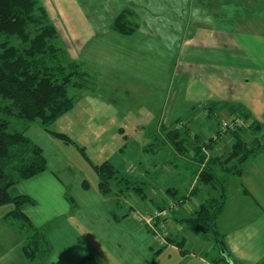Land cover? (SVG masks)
<instances>
[{
    "label": "crops",
    "instance_id": "0c3cea01",
    "mask_svg": "<svg viewBox=\"0 0 264 264\" xmlns=\"http://www.w3.org/2000/svg\"><path fill=\"white\" fill-rule=\"evenodd\" d=\"M256 1L236 0L238 5L224 6V4H220L221 0H212L210 5L206 1L204 3L203 0H199V3L194 6H178L175 9L173 6H169V12H177L182 8V15L183 13L184 15L177 18L176 14H172L167 22L152 23V32L156 28L163 29L160 32L162 37L158 36L159 42L160 38L164 39V43H162L164 48L160 47V53L151 44L147 46L149 39L144 43L140 37L134 39L133 34L137 29L142 28V25H137L135 31L132 32H114L110 35L114 39L113 41L120 43L122 50L120 59L125 61L123 65L114 64L116 66L114 70L123 72V77H127L123 80L137 84L135 86V91L138 93L136 98L150 101L148 105L146 103L143 105L141 112L152 113L153 110L160 109L161 106L170 108V113L163 114L161 112L158 114L155 120L158 125L156 134L163 141L162 147L168 149L169 153H174L175 150L177 153L179 150V154L177 153L178 156L176 154L175 158H184L187 161L188 154L190 155L195 149L200 151L199 156L206 157L207 154H211L213 157L221 159L220 157L229 155L236 136L230 131L221 133L219 130L223 121L238 115L233 112V109L237 107L248 113V122L256 123L253 134L262 142L261 130L264 124V101L261 99V92H264V3L262 4L258 0L257 4ZM48 2L50 1L46 0V3ZM142 2L144 0L139 2L140 4L129 3L124 6V9L132 11L137 7L153 12L154 6L150 5H154V3L147 1L142 4ZM243 2L246 3L241 7L240 3ZM144 5L148 6L144 7ZM145 30L147 34H152L150 26ZM242 36H246V39ZM175 38L178 40L175 41ZM134 40L145 46L136 49L132 45L135 43ZM174 41L177 46L173 44ZM240 44H246L243 51H240ZM233 54L239 59L248 60L247 73H238L232 70L234 74L232 77L226 76L224 70H220V67L223 69L224 60L228 55L233 59ZM134 56L144 62L150 61V64L145 70L133 71L130 69L132 66L128 61H134ZM181 60L187 62V68L185 63L180 66ZM108 66L111 67L109 64ZM129 77H132L133 81H130ZM225 78L228 81L225 87L228 93L239 91L237 85L241 84L245 87L244 90L247 87L249 94L243 95L242 99L231 104L221 103L219 95L225 91ZM231 78H235L236 83L230 81ZM110 88L117 97H105L103 100L108 105L116 107L121 104L120 94L131 96L129 89L126 90L121 82L112 84ZM162 92L166 93L165 99L162 95L157 101L156 94H162ZM167 94L170 96L168 97ZM192 97L196 99L193 101ZM94 98L95 100H92L95 102L92 104L93 108L96 104L102 109V113H105L106 110L110 113L111 109L108 105L102 103V100L97 97ZM154 100H156V105ZM199 100L202 101L198 102ZM261 103L263 105H260ZM68 112L70 111L65 112L58 119ZM95 116L100 121L102 120L101 123L106 122V115L95 114ZM140 121L143 123L142 120ZM181 127L187 132L184 131L183 134L178 131L176 134L169 132ZM138 129H141V126H138ZM165 129L169 131L164 133ZM152 133L154 131L142 133L141 130L140 136H137V138L145 139L146 146H149L147 150L156 147V143L149 142L155 139V134L152 135ZM165 134L178 136L179 141L176 142L180 143L166 142ZM128 135L132 136L126 129L121 128L118 137L113 136L116 143L119 142L116 149L119 145L120 147L124 146L122 141H126ZM144 135H146L145 138ZM239 135L244 139L246 134L240 132ZM118 151L121 150L118 149ZM128 166H125L124 172ZM166 167L164 173L160 171L163 169L161 164L155 167L151 179L146 175L148 169L145 167L136 169V177L141 178L139 181L152 182L149 186L151 192L148 195L141 193L132 197L133 195L129 196V193L123 194L125 206H122L116 205V198L117 194L124 192L117 193L111 190L103 195L98 190L99 197H96L95 204L103 206L106 204L108 207H104L102 212L94 211L83 214L78 211L77 204L67 197L66 184L48 165L42 172L19 181L14 187L15 190L32 200L34 199L33 204L23 207V212L35 226L48 229L47 237L52 250L47 254L44 264H96L94 260L99 257V264H231L230 260L236 264H261L264 259V247H262L264 226L262 223L257 225H252V223L236 224V217L245 214L244 209L239 206L229 207L228 204L226 205L225 196L222 211L216 215L213 228L210 230L213 233V238L193 231L185 225L184 221L202 202L211 196H216L217 188H213L210 184L199 183L197 172L191 171L187 175L184 173L186 179H183L187 184L184 186V188L186 187L185 193L177 196L175 177L170 175L171 168L168 165ZM213 167V170L221 171L218 165L214 164ZM172 169L176 172L178 170L186 171L185 167L179 169L176 164L172 165ZM263 169L264 150L247 160L241 173L227 177L225 183L229 184L237 177H247V181L252 183L249 178H257L258 170H260V177ZM112 188L114 189V187ZM157 189H159L158 194L155 192ZM245 193L243 190L242 194L245 195ZM198 195H201L202 198L196 199ZM248 197L253 203L255 202L253 196ZM176 199L181 204L175 205L177 207L172 214L173 223L168 220L169 216H167L168 223L165 224L164 231L170 243L165 245L166 249L164 246L159 247L157 243L155 244L145 226L143 227V224L134 218L129 208L133 206L139 210H153L162 208L165 204L173 200L176 201ZM0 208H3L0 211V224L3 225L0 231L8 232L4 228H9V226L12 230L14 228L21 238L20 250L22 253L24 236L16 225L5 219L6 213L12 206L7 204ZM114 208H119L120 211H114ZM226 214L227 216L230 214L229 220L220 221ZM261 219H264V212L261 214ZM178 225L183 226L177 229ZM189 234H194L196 239L193 238L195 243L187 247L186 242ZM190 239L192 240L191 237ZM129 244L135 254L129 253ZM251 251H254L255 255L251 254ZM185 253H187L186 258ZM219 255L222 259L219 258ZM249 257L252 259L251 263L241 261V259ZM262 264H264L263 261Z\"/></svg>",
    "mask_w": 264,
    "mask_h": 264
},
{
    "label": "rangeland",
    "instance_id": "374dc122",
    "mask_svg": "<svg viewBox=\"0 0 264 264\" xmlns=\"http://www.w3.org/2000/svg\"><path fill=\"white\" fill-rule=\"evenodd\" d=\"M36 1L44 8L50 23H52L57 30L54 46L52 45L51 47H47V50L50 51V56H55L56 52H58L59 54L57 53V55L66 58V60L63 61L64 59L62 60V58L59 57L61 63H64L67 66V69H73L75 71V76L71 78V82L68 86V95L73 98L74 104L69 110L70 112L62 116V118H57L51 124L46 126L39 120L32 122L19 120L12 113L10 101L0 96V117L7 118L9 120L10 131L17 130L24 132V135L28 137L31 143L42 149L43 155L46 159V165H48L50 169H53L58 178L66 184L67 197H70L73 203L77 204V207L79 208L78 211L80 213L83 214L94 211L102 212L104 207H108L106 204L104 206L102 204H95L97 202L95 201L96 197H99L98 177L94 170L95 164H100L103 161H109L118 170V173L114 176V179H112L110 183H112V187H114L112 190L115 192H124L122 194H117V198L115 197L116 205L125 206L123 203L125 200L122 198L123 194L129 193V196L133 195L132 197H135V194L140 195L143 193V195H148V193L151 192V188H149V186L152 182L139 181L141 178L136 177V169L145 167L149 170L146 175L149 179H151L154 175L155 167L161 164L163 169L160 171L164 173V169L167 168L166 166L168 165L171 168L170 175L175 177L174 180L176 181L174 184L177 188V196H179L185 193L186 187L184 188V186H187V184L184 179H186V175L191 171H196V174H198L201 169H204L208 166V163L211 162L216 166L218 165V168L221 170L220 172L214 170L217 179L215 186H217L218 190V187L224 183L225 196L227 200L226 205L228 204L229 207L239 206L244 209L243 211L245 214L236 217V224L252 223V225H257L262 223V226H264V219H261V214L264 212V169L262 170L263 172L260 173L261 178L259 177L260 170L257 171V178H249L252 183L247 181V177H237L229 184H226L225 182L227 176L230 174L229 172H234L235 170L237 171V167L240 166L239 161L234 158L230 160L229 155L220 157L221 159L213 157L211 154H207L208 156L206 157L202 155L199 156L198 153H200V151L195 149V151L192 150L194 152H191L190 155L188 154L187 161L184 158H175L174 156H176L177 153L179 154V150L177 153L176 150L174 153H169L168 149L162 147L163 141L162 139H159L156 134L158 133V125L155 120L157 119L158 114L161 112L163 114L166 112L170 113V108L167 106H161L160 109L156 108L152 111V113L147 111L142 113L141 110L143 105L145 103L148 105L150 101L148 99L142 100L139 97L136 98V96H138V93L135 91V86H137V84H132L131 82L123 80L127 78L123 77V72L114 70L116 68L114 64L123 65L125 61L120 59V54H122L120 43L113 41L114 39H112V36L110 37V35L114 32L119 33L120 31L132 32L135 31L137 25H142L143 27L137 29L133 34V37H135L134 39L140 37L144 40L142 43L149 39L147 46L151 44L153 48L158 49L157 52L160 53V47L164 48V45L162 44L164 43V39L160 38L161 44H159L160 42L158 41V36L162 37L160 32L163 29L156 28L152 32V23L167 22L171 18L172 14H176L177 18H181L184 15V13L182 15V8L178 9L179 11L177 12H169V6H173V9L178 6H194L199 3V0H144L142 4L147 1L148 3H154V5H150L154 6L153 12L137 7H135L136 10L133 9L132 11L124 9V6H127L129 3L140 4L139 2L142 0H133V2L132 0H49L50 2L48 3H46V0ZM203 1L204 3L206 1L208 5L212 3V0ZM256 2L258 4V0ZM260 2L263 4L264 0H260ZM244 3L246 2L240 3V6L242 7ZM55 4H58V6H55ZM220 4H224V6L232 4L238 5L236 0H221ZM145 6L148 5H144V7ZM149 26L152 34H147V31L145 30ZM243 37L246 39V36H242V38ZM0 40H3V43L14 45L18 44V40L14 37L3 36ZM177 40L178 38H175V41ZM175 41L173 44L177 46ZM134 42L135 43H132V45L136 49L145 46L142 43L137 42V40H134ZM239 47H241L240 51H243L246 44H240ZM232 56L233 59H231L228 55L227 59L224 60L223 69L220 67V70H224L226 76L229 75L232 77L234 76L232 70L238 73H247L249 68L248 60L239 59L234 56V54ZM134 58V61H128L132 66L130 69L133 71L145 70L150 64V61L144 62V60H140L136 56H134ZM184 63L185 62L181 60L180 66H183ZM186 63L184 64L185 67L187 65ZM108 64L112 68L109 67ZM129 80L133 81L132 77H129ZM229 80L236 83V81H234L236 80L235 78H231ZM116 82H121L126 90L129 89L131 96L120 94L121 104L114 107L105 103L103 99L105 97H117V95H115L113 90L110 88L111 85ZM226 82L228 81L225 78L224 88L226 87ZM237 87L239 91L236 93H228L227 88H225V91L219 95V101L221 103L231 104L239 99H242L243 95L249 94L247 87L245 90V87L241 84L239 86L237 85ZM165 94V92H162V94L157 93L156 100L158 101L162 95L163 99H165ZM99 96L100 98H98ZM169 96L170 95H168V97ZM94 97H97V99L102 100V103L108 105L111 109L110 113H108L107 110L105 113H102V109L96 104L93 108L92 104L95 102H92V100H95ZM192 99L194 101L196 98L192 97ZM261 99L264 101V92H261ZM156 100H154L155 105ZM201 101L202 100H199L198 102ZM260 105H263V103ZM95 114L106 115V122L104 124L101 123L102 120L100 121L96 118ZM140 115L141 117H139ZM140 120H142L143 123H141ZM136 121H138V123H136ZM138 126H141V129H138ZM121 128L126 129V131L128 133L130 132L132 136L128 135L126 141H122L124 146L120 147L119 145L116 149V145L118 146L119 142L116 143L113 136L118 137V133ZM236 129H239L240 131L242 129L244 130L242 132L246 134L244 135V139L241 137L243 139L241 142L246 145L242 146L243 148L241 149V153L248 157V160L264 150V124L261 130L263 134L262 142L253 134V131L246 129L245 126H238ZM141 130L142 133L154 131L152 135L155 134V139L149 141L153 142V144L156 143V147L154 149L147 150V147L149 146H146L147 142L145 139H142L141 137L137 138V136H140ZM50 131L67 135L71 139V142H67L54 136L50 133ZM167 131L169 130L165 129L164 133ZM184 131L187 132L185 129L179 132L183 134ZM176 132L177 131H174L172 133L176 134ZM226 133H229V131H226ZM145 137L146 135H144V138ZM164 137L166 142L168 141L173 143L175 141V143H180L176 142L179 141L178 136H168L165 134ZM118 149L121 151H118ZM16 161L17 160L12 158L10 162L8 161L7 167L9 168V166L16 163ZM173 164H176L179 169L185 167L186 171H174L172 169ZM126 165L129 166L127 167L126 172H124ZM124 173H126V176ZM243 190H245L247 194H242ZM155 192L158 194L159 189ZM156 193L154 194L156 195ZM250 195L253 196L255 201L254 203L251 198L248 197ZM199 198H202V196L198 195L196 199ZM37 201L39 202V200ZM179 203L180 201L176 199V201L173 200L168 204H165L162 208H156L153 210L168 208V220L173 223L172 214L175 212L174 209L176 210L177 206L175 205H178ZM170 206H172V208H169ZM1 209L3 208H0V211H2ZM153 210H139L133 206L129 208L130 212L132 211V213L137 212L141 214L150 213ZM256 210L259 211L256 212ZM114 211H120V209L114 208ZM230 214L229 216L226 214L222 217L223 220H219H229L231 217ZM216 215L212 220L213 222L211 224V228H213ZM166 220L167 218L164 220L163 224L168 223V220ZM216 222L219 223L218 220H216ZM184 223L190 229L193 228L192 230L195 231L194 227L186 220ZM1 226L3 225L0 224V229L2 228ZM144 226L145 225H143V227ZM182 226L178 225L177 229H180ZM10 227L11 226H9V228H4L7 229L8 232L0 231V264H26L27 261L23 258L20 250L21 238L14 231V228L12 230ZM145 229L156 244L157 241L154 238V234L148 230L146 226ZM163 234H165L166 237V232H163ZM206 236L208 238H213L212 231L208 232ZM193 238L196 239V236H194V234H189L186 242L187 247L195 243ZM255 241L256 238L254 242ZM166 242L167 244L170 243L168 236L166 237ZM157 246L162 247L158 243ZM262 247H264V244H262ZM128 248H130L128 250L130 251L129 253L133 252L135 254L133 249H131L130 244L128 245ZM251 254L255 255L254 251H251ZM184 256L186 258L187 253H185ZM99 258H96V261L94 260L96 264H99ZM219 258L222 259L220 255ZM245 259H241V261L249 263L252 262L251 257ZM262 261L264 262V259ZM33 264H37V262L35 261Z\"/></svg>",
    "mask_w": 264,
    "mask_h": 264
},
{
    "label": "trees",
    "instance_id": "16d2710c",
    "mask_svg": "<svg viewBox=\"0 0 264 264\" xmlns=\"http://www.w3.org/2000/svg\"><path fill=\"white\" fill-rule=\"evenodd\" d=\"M56 35L57 30L36 0H0V38L7 36L18 40L17 45L0 40V96L10 101L12 113L19 120H39L48 126L69 111L74 104L73 98L68 95V86L71 78L75 76V71L67 69V66L61 63L60 58L64 59L63 61L66 58L57 55L58 52L55 56H50V51L47 50V47L54 46ZM233 112L248 122L249 115L245 110L237 107ZM9 125L7 118L0 117V206H12L5 219L16 225L23 234L22 253L27 263L33 264L36 261L37 264H44L47 254L52 250L47 237L48 229L37 227L30 221L23 212V207L33 204V200L18 193L14 187L19 181L45 170L46 159L42 149L31 143L24 132L10 131ZM255 126L254 121L248 122L246 129L254 131ZM182 130L181 127L173 129L172 132ZM242 131L244 130L231 131L236 139L229 159L239 161L240 166L237 171L229 172L227 177L240 174L248 160V157L241 153L242 146H246L239 136ZM50 133L71 142L65 134L54 131ZM10 158L17 161L8 168ZM209 163L198 173V181L217 188L214 164ZM94 170L98 177L99 192L103 195L109 193L113 186L110 181L118 170L109 161L95 164ZM217 191L218 195L206 199L186 218L194 230L202 235L210 232L214 216L223 208L224 183Z\"/></svg>",
    "mask_w": 264,
    "mask_h": 264
},
{
    "label": "built area",
    "instance_id": "2783aa9c",
    "mask_svg": "<svg viewBox=\"0 0 264 264\" xmlns=\"http://www.w3.org/2000/svg\"><path fill=\"white\" fill-rule=\"evenodd\" d=\"M248 123L243 120L239 115H235L233 118L227 121H223L220 125L219 132L225 133L226 131H233L238 126H247ZM169 208H172L170 206ZM168 208L153 210L150 213L141 214L137 212H133V216L137 219L141 224L145 225L148 230H150L154 234V238L160 246L167 245L165 234H163L165 229V224H163L164 220L168 216Z\"/></svg>",
    "mask_w": 264,
    "mask_h": 264
},
{
    "label": "water",
    "instance_id": "95a60500",
    "mask_svg": "<svg viewBox=\"0 0 264 264\" xmlns=\"http://www.w3.org/2000/svg\"><path fill=\"white\" fill-rule=\"evenodd\" d=\"M230 263H231V264H236L234 261H231V260H230Z\"/></svg>",
    "mask_w": 264,
    "mask_h": 264
}]
</instances>
